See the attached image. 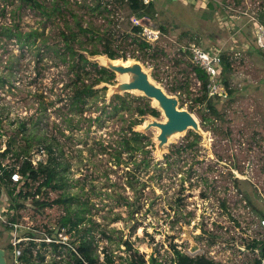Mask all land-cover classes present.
<instances>
[{
	"label": "rangeland",
	"instance_id": "obj_1",
	"mask_svg": "<svg viewBox=\"0 0 264 264\" xmlns=\"http://www.w3.org/2000/svg\"><path fill=\"white\" fill-rule=\"evenodd\" d=\"M42 1L49 5V0ZM76 1L74 4V0H69L71 7L82 15L83 25L91 22L99 32L111 34L112 46H119L126 58L135 57L150 67L157 83L168 93L178 95V106L191 111L201 128L209 132L208 145L188 129L169 143L168 152L162 158H154L153 139L139 133L143 135L142 148L132 155L122 151V161L116 163L114 148L119 149L117 142L123 134H130L126 125L136 121L135 127L145 119L136 112V106L148 104L151 107L153 100L132 91L124 92L121 96L128 109L114 111L110 100L113 96L109 102L106 89L96 88V83L93 95L82 104L81 112L89 116L68 107L72 90L60 83H70L74 76L67 62H61L56 55L64 47L60 30L69 31L63 23L65 18L49 21L24 0H0V26L20 18L22 32L43 28L49 35L48 42L57 50L44 53L46 67L41 68L30 50L19 45L16 48L14 39L4 46L0 44L1 73H6L5 62L10 54L14 63L8 80L0 82V130L4 133L1 146L11 138L15 140L14 146L25 144L22 134H43L60 144V149L54 148V154L68 168L64 172L67 184L63 189L47 188L44 196L48 200L62 192L76 196L74 213L80 223L78 231L69 235L70 240L77 245L81 231L93 236L100 261L104 253L112 254L114 262L128 257L131 251L126 250L124 243L128 241L131 250L144 255L145 264H152V257L159 264H173V245L189 255V242L181 240L183 225L188 224L190 234L201 246L194 255L212 251L218 243V255L225 264H253L255 252L248 244L252 238L263 237L257 222L259 211L264 212V54L245 42V27L236 31L240 17L235 15H240L244 9L232 10L235 15L226 20L218 13L221 9L218 2L222 0H198L193 3H198L197 7L188 3L193 0H180L183 3L163 0L157 4L161 10L152 14L150 20L155 26L165 25L164 30L159 27L158 39L141 50L130 42L128 0H102L111 9L110 13L104 11V16L87 13L79 6L80 3L90 4L91 0ZM18 5L19 10L14 13ZM245 5L253 14H259L264 1L248 0ZM67 15V23L74 26ZM203 36L209 37L207 41L212 45L221 41L219 46L226 54H231L234 48L241 49L233 61V69L222 81L223 88H230L231 93L225 91L226 97L216 96L215 112L206 99L195 100L202 95V88L191 69L193 63L188 47L202 45ZM1 38L4 41V37ZM95 43V47H102L101 42ZM244 45L250 50L242 47ZM73 46L77 49L81 45L75 41ZM83 46L90 49L93 45L89 42ZM82 70H87L82 78L88 82L97 76L90 62L84 64ZM113 80L116 81L115 74ZM175 86L180 88L174 91ZM206 89L208 93L207 85ZM39 93L42 95H37ZM21 123L24 131L20 130ZM192 141L195 143L188 147ZM31 142L32 148L38 143L34 138ZM103 146L105 150L101 149ZM241 188L252 193L257 209L247 204ZM25 213L30 215L31 211ZM63 214L62 206L54 205L32 216L31 220L36 228L44 226L46 232ZM2 226L0 244L11 263L7 246L11 229L5 224ZM76 232L80 233L75 235ZM50 248L45 251L46 264L51 255L66 257L69 252V249L52 252Z\"/></svg>",
	"mask_w": 264,
	"mask_h": 264
},
{
	"label": "trees",
	"instance_id": "obj_2",
	"mask_svg": "<svg viewBox=\"0 0 264 264\" xmlns=\"http://www.w3.org/2000/svg\"><path fill=\"white\" fill-rule=\"evenodd\" d=\"M163 0H151L148 4H142L141 0H130V10L133 11L137 16H140L143 12H147L148 14H157V10H161V8L157 5L161 3ZM177 1V0H173ZM179 1V0H178ZM24 2L32 7L38 10L39 13L45 15L47 18L46 20H52L55 21L58 20H64V26L69 30L68 33L64 31V29H61L59 34L61 36V39L63 41V50L56 55L58 56L59 60L61 62H67L69 66V70L71 73H73L74 78L72 79L71 83L73 85V104L77 105V101L80 100V98L83 95H90L92 94V85L96 84L100 81H109L114 78V73L105 69V68H97L96 64H93L90 62L91 65H93L96 69L97 76L94 77L89 84H84V87L80 88L77 85V81L82 80V76L80 74V71L83 69L84 64L88 63L89 61L85 58L81 50H87L90 54L95 53H106L111 58H119L122 57L123 59L126 58V55L120 52L119 46H112V42L114 41L112 38V35L109 34L106 31L99 32L98 28H94V26L91 24V22L87 23L86 25H83V22L81 20L82 15L78 14V10H75L72 8L71 2L69 0H49V5L44 4L42 0H24ZM238 2V0H237ZM74 4H77V1L74 0ZM18 5L16 9L14 10V13H17L19 10ZM80 7H84L87 13L93 14V15H101L104 16V11L110 13L111 9L107 8V3L103 2L102 0H91L90 4L83 3L79 5ZM194 6V5H193ZM220 10V9H219ZM69 16V18H72L74 22V26H71L67 23L66 14ZM259 19L264 22V7L261 9V11L258 14ZM53 17V18H52ZM109 20V19H108ZM19 22L20 18H16L15 21H11L10 24H2L0 26V44L6 45L12 39L15 40V43L19 45V47H26L30 52L33 53L36 61V65L38 66L40 64V67H46V63L44 62V53H46L47 50H54L53 46L48 42L49 41V35L45 33L43 28H31L29 31L22 32L19 29ZM165 25H160V29L164 30ZM73 28H76L74 30ZM252 25L246 26L243 31V35L245 38V42H249V44L254 45L253 42V32H252ZM132 34H129L130 36V42L136 43L139 49H144L146 47H149L150 44L145 41L139 34L141 31L140 26H133L132 28ZM134 33V34H133ZM139 35V36H138ZM1 36L4 37V41H2ZM84 37L83 40H81L79 37ZM128 36V34H127ZM202 40V48L205 50H208L210 46H212V43L210 41H207V37L203 36ZM237 37V34H236ZM222 40V38L220 39ZM75 41H78L81 46H78L79 48H74ZM93 46L96 44L95 42H101L102 47L99 49L97 47H93L90 49H87L85 46H83V43H89ZM219 42H215V46H219ZM11 43V42H10ZM81 49V50H79ZM250 50V49H248ZM257 52H262L264 54V51L258 50L255 48ZM228 54L222 53V60L224 65L229 68V70H232L233 68L230 66V62L227 59ZM12 54H10L5 62V68L6 73L2 74L0 71V82L1 84L4 83V81H7L10 75L12 74V69L14 66L13 60H12ZM191 69L195 75V77L200 81L201 88H202V95L198 98H195L196 101H202V99H206V102L208 106L210 107L212 112H215V104L214 99L217 98L215 95L208 96L207 95V89L206 85L208 83V75L203 71V69L195 64L191 65ZM39 71V68H38ZM226 84V83H225ZM180 88V86H175L172 88V90L176 91L177 88ZM228 90V91H227ZM226 94L227 92L231 93V89L226 87L225 88ZM42 95V94H37ZM113 99L117 100V103H121V106L126 105L125 99L121 95H116ZM42 107L45 108L44 105L41 104ZM128 107V105H127ZM117 108V106H115ZM128 109V108H127ZM137 112L141 116H145L146 114H152L155 116H158L159 113L152 107H150L148 104H145L143 108H137ZM138 123L136 121H131L128 123L126 130L130 132L129 135L126 133L122 135V137L119 139L118 148H114V158L116 163H119L122 161L121 159V153L122 151L126 152L128 155H132L134 151H138L142 148V138L143 135L139 134V132H135L132 128L133 126ZM20 130L24 131V124H20ZM1 135V133H0ZM23 139H25V144L14 146L15 140L12 138L7 142V146L5 150L0 152V160L4 158L10 151L14 155H18L20 153L27 154L30 148L32 147V138L36 139L38 143H42L46 146L48 149L49 155L47 158L46 163L39 164L38 169L34 170L32 169L30 171V178L32 180L36 179L38 177L41 182L39 184H32L29 189H26L22 192L23 196L29 197L31 200V204L33 207H35L36 211L44 210L45 208H50L54 205H61L64 214L61 217L59 221L55 224V228L51 229L47 227V232L50 235H54L57 230L61 229V227L65 228L67 232L78 231V225L80 223V219L78 216L74 213V205H73V199L76 197L74 194H68V193H60L56 198H53L52 200H48L46 198L47 195V188L51 189H63L65 185L67 184V180L65 177L64 172L68 169L66 166H61V162L58 160V155L53 153V150L51 149L53 145L57 146V143H54V141H50L46 135H39V136H24L22 134ZM142 137V138H141ZM195 141H192L187 144L188 147H191ZM56 147V148H57ZM101 149L105 150L106 148L103 146ZM1 167V163H0ZM4 176L7 175L6 170L3 173ZM243 198L246 200L247 204L252 206V208L257 209L255 205V201L252 198V193L250 191H247L245 189H239ZM20 204H18L19 206ZM260 216H264V212L262 210L259 211ZM1 231V230H0ZM3 231V228H2ZM77 233L80 232H76ZM31 235H34L33 232H30ZM217 237V236H216ZM94 237L86 235L85 231H81L79 235V243L76 245L75 250L69 249V255L63 256L60 258H55L54 256H50L49 264H145V258L144 255L139 253L136 249H132L130 242L124 241L126 245V250L131 251L128 254V257H125L121 259L118 262H114L112 259V254L104 253V258L102 261L99 260L98 253L96 252V248L93 245L94 244ZM41 245H45V242H42ZM50 250L52 252H59L61 250V247H59L56 243H50ZM0 246H2L0 244ZM8 248H10V244H7ZM35 246L34 242H30L28 246H25L23 248V252L20 256V264H46L47 262L44 261L45 259V251L46 248L42 247L37 248L36 254H33L32 247ZM258 246V240L253 239L251 243L248 245L250 248H255ZM173 248V254H174V260L176 264H209L210 261L205 259V257L202 254H195L194 256L188 255L181 250H179L175 245L172 246ZM152 264H159L156 261V258H151ZM12 263V262H11ZM254 264H259L258 260L254 259Z\"/></svg>",
	"mask_w": 264,
	"mask_h": 264
},
{
	"label": "built area",
	"instance_id": "obj_3",
	"mask_svg": "<svg viewBox=\"0 0 264 264\" xmlns=\"http://www.w3.org/2000/svg\"><path fill=\"white\" fill-rule=\"evenodd\" d=\"M150 1L151 0H141L142 4H148ZM197 1L198 0H193L192 4H195ZM204 1L207 2L208 0ZM247 1L248 0H238V2L237 0L219 1L218 3L220 4L221 9L218 10V13L221 14L220 18H226L227 20L229 18H233L237 7L244 9L240 11V15H235L240 17V21L238 22L240 26H236L237 29H235L236 31H239L243 27L249 26L251 24L253 27V47L264 51V22L259 19L258 14H253L249 9L247 10L248 6L245 5ZM128 2L130 4V0H128ZM194 6L197 7L198 3ZM232 10H234V12ZM130 13L129 20L131 27L140 26V35L148 43L156 41L159 37L160 29L150 20V17L153 15H150L147 12H143L140 16H137L133 11H130ZM14 44L16 48H18V44L15 43V41ZM242 47L249 49L247 45ZM188 50L192 63L201 67L208 75L210 81L207 83V95L218 96L221 94L222 96L226 97L222 81H224L223 78L226 76L229 68H227L223 63L222 47L218 45H212L208 48V50H205L200 44H191L188 47ZM240 51L241 49L234 48L232 53L228 54L227 56L232 68L234 67L233 61L238 58ZM0 133V141H2L1 137L4 133L1 130ZM7 142L8 139H6L3 146H1L0 143V152L5 150ZM31 148L27 154L20 153L18 155H14L12 152H9L4 158L0 160V226L3 228L2 225L5 224L11 229L8 243L10 244L9 249L12 257V264L14 262H20V256L23 252V248L28 246L30 242L35 243V246L32 247L33 254H36V250L39 248V246H41L42 242H45V245L42 247L46 249L51 246L50 243L58 244L61 249L63 247H68L72 250H75L76 247L73 241L70 240L69 236L73 234V231L67 232L65 228L61 227V229L57 230L54 235H50L47 232V228L45 232L44 226L41 225V228L39 229L36 228L32 223L31 217L36 214H42L46 208L44 210L36 211L35 207H33L31 204L30 198L23 196L22 192L26 189H29L33 183L39 184L41 182L38 177L32 180L30 178V171L32 169L37 170L40 163H46L49 152L46 146L42 143H37L34 148ZM54 148L56 149L55 145H53L51 148L53 153ZM5 170L7 172L6 176L3 175ZM18 204L20 205L18 206ZM22 209L25 210L21 213ZM28 210L31 211L30 215H26L25 213L26 211L28 212ZM257 224L262 230L263 237L261 239L252 238L251 241H253V239L258 240V246L250 249L255 252V258L258 260L259 264H264V216L259 217ZM55 227L56 226L54 224L52 227L49 226L48 228L54 229ZM30 232H33L34 235H31ZM218 247L219 244L217 243L213 247L212 251L202 252V255L205 257V259L210 261L209 264H225L218 255ZM189 255L194 256V254ZM54 257L60 258L61 256L57 255ZM172 259V263L176 264L174 258Z\"/></svg>",
	"mask_w": 264,
	"mask_h": 264
},
{
	"label": "water",
	"instance_id": "obj_4",
	"mask_svg": "<svg viewBox=\"0 0 264 264\" xmlns=\"http://www.w3.org/2000/svg\"><path fill=\"white\" fill-rule=\"evenodd\" d=\"M85 58L113 72L116 81L113 83L100 81L96 88L106 89V98L110 99L113 95H122L124 92H135L153 100L152 108L159 114L158 116L146 114L142 123L132 129L135 132L146 134L154 141V158H162L168 152V145L178 136L190 129L195 134L201 136L202 143L208 145L209 132L204 131L194 114L186 108L179 107L178 95L168 93L161 84L151 76V68L146 67L135 57L111 58L106 53L90 54L82 51ZM191 225H183L181 240L189 242L187 252L194 254L200 250L201 246L190 234ZM0 264H10L5 255V250L0 247Z\"/></svg>",
	"mask_w": 264,
	"mask_h": 264
},
{
	"label": "flooded vegetation",
	"instance_id": "obj_5",
	"mask_svg": "<svg viewBox=\"0 0 264 264\" xmlns=\"http://www.w3.org/2000/svg\"><path fill=\"white\" fill-rule=\"evenodd\" d=\"M99 68H101V67H99ZM81 72H83V73H81ZM86 73H87V70H82V71H80V74H81V76L83 77V76H85L86 75ZM73 75V74H72ZM87 79H84V78H82V80L80 81H77V85L80 87V88H82V87H84V84H89L90 83V81L88 82V81H86ZM112 80L113 79H111V80H109V81H105V82H112ZM113 82H114V80H113ZM60 85L62 86V87H66V88H70L71 90H72V93H71V97H70V103H69V106L68 107H70L71 108V106H72V108L74 109V110H77V111H82L84 108H82V104L84 103V101L86 100V99H88V97H90V96H92L93 95V91H92V94H90V95H83L81 98H80V100H78L77 101V105H75V104H73V102H74V99H73V85H72V83L70 82V83H66V84H63V83H60ZM94 85V84H93ZM93 85L91 86L92 87V90H93ZM105 90V89H104ZM116 95H113V97H112V99H110L112 102H113V109H114V111L115 110H117L118 108L121 110V109H123V110H127V102H125V104L126 105H123V106H121V103H118V104H116L117 103V100H115V99H113L114 97H115ZM110 100H109V102H110ZM108 102V103H109ZM43 105V104H42ZM45 106V105H44ZM115 106H117V108H115ZM144 106H136V112H137V108H143ZM42 108H44V107H42ZM45 108H46V106H45ZM81 114H83L84 116H89V115H87L86 113H84V111L83 112H81ZM81 114H80V116H81ZM143 117V116H142ZM66 118H69L68 116H66ZM128 125V124H127ZM127 125H126V127H127ZM57 145H58V148L57 149H60V144L59 143H57ZM57 147V146H56ZM60 158H59V156H58V160H59ZM63 166V162H61V166H60V168ZM65 174V173H64ZM66 177V176H65Z\"/></svg>",
	"mask_w": 264,
	"mask_h": 264
},
{
	"label": "crops",
	"instance_id": "obj_6",
	"mask_svg": "<svg viewBox=\"0 0 264 264\" xmlns=\"http://www.w3.org/2000/svg\"><path fill=\"white\" fill-rule=\"evenodd\" d=\"M180 1V0H179ZM189 1V0H188ZM180 3H183L182 1H180ZM189 4H192V2L190 3V2H188ZM190 9H191V7H190ZM191 11H192V9H191ZM1 248H3L4 249V247L3 246H0ZM62 249H68V247H63ZM11 255V254H10ZM69 255V253H67L66 254V256H68ZM10 264H12V263H10Z\"/></svg>",
	"mask_w": 264,
	"mask_h": 264
}]
</instances>
